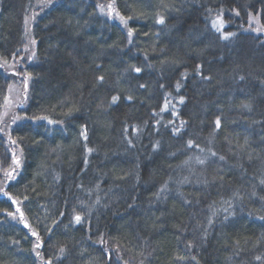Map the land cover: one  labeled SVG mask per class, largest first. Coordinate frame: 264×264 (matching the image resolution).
Here are the masks:
<instances>
[{"label":"trees","instance_id":"obj_1","mask_svg":"<svg viewBox=\"0 0 264 264\" xmlns=\"http://www.w3.org/2000/svg\"><path fill=\"white\" fill-rule=\"evenodd\" d=\"M0 129V264H264V0H0Z\"/></svg>","mask_w":264,"mask_h":264},{"label":"snow or ice","instance_id":"obj_2","mask_svg":"<svg viewBox=\"0 0 264 264\" xmlns=\"http://www.w3.org/2000/svg\"><path fill=\"white\" fill-rule=\"evenodd\" d=\"M98 7H100V9H101L102 12L104 11V6L103 5H98ZM107 8H108V13L107 14H108L109 17H111L112 15L115 14L116 16H119V18H120V20H121L122 23H124L125 25H127V20L123 16H120L119 12H117L115 10L113 4H111V3L108 4L107 5ZM34 18H35L34 17V14H33L32 17L25 16L26 32L30 31V21H31V19H34ZM249 19L250 20L251 19H254V17L252 16L251 13H249ZM158 23H164V19H163L162 16L159 18ZM212 26H213V28L216 29L217 32H221V37L220 38L223 39V40H227L230 37L235 36V33L222 32V29H223V26H224V22H223V20H222V18L220 16H217V18L213 21ZM128 36H129L130 42H131V37H132V30L131 29H129V31H128ZM30 42L33 45H35V43H36L35 40H31ZM25 48H27V45H25ZM33 55H34V53H33ZM29 59H32V57L30 56ZM3 63L4 64H7V60H4ZM200 68H201V65H197V74H199ZM133 71H135L136 73H140L142 71V69L139 68V67H135V68H133ZM103 79H104V77L103 76H100V77L97 78V82H102ZM203 79L210 80L211 77H203ZM239 79L242 81V80L245 79V77L244 76H240ZM27 80H28V76H25V89H27ZM139 87L140 88H144V87H146V85L141 84V85H139ZM161 87H163V85H161ZM177 88H179V84L177 85ZM5 99H6V102H7V98H5ZM118 99H119L118 96H113L112 97V100H111V103H116L118 101ZM127 99L128 100H131L132 97L129 96V97H127ZM183 100H184V98L181 97L180 98V102L183 103ZM167 107H168V105L166 103L165 104V108H167ZM243 107L250 109V104H243ZM163 110L164 109H161V111H163ZM72 111H75V109H70L69 112H67L65 115H69L70 116L71 113H72ZM173 115H176V113L173 112ZM14 119H17V118L14 117ZM45 119H47V118L45 117ZM49 123H53V121L49 120ZM184 124H185V122L184 121H181L180 127L179 128H174V130H173L174 131V134L175 133H178L180 131V129L184 126ZM220 124H221V118L218 117L216 119V121H215L216 128H219L220 127ZM127 130H128V126L126 125L125 126V132H127ZM0 131H3V129H0ZM132 131H133V133H136L137 131H139V129L137 127L133 126L132 127ZM80 135L82 137H84L85 139H87L86 129H83V126H82V131H81ZM9 139H11V137H9ZM12 143H15V141H12ZM128 143H129L130 146L132 145V141L131 140H128ZM158 146H159V144L157 142L156 144L153 145V149L155 150L156 148H158ZM187 146L189 148H191V147H199L198 145H194V142L192 140H188L187 141ZM92 151H93V149L86 148V152H92ZM201 151H203V149H201ZM211 155L212 156H215L216 153L213 152V153H211ZM196 159H197V163H199V164H204L205 163V160L200 159L199 157H197ZM220 159L223 160L224 157H220ZM85 163H87V158L85 159ZM185 163H188V162L185 161ZM13 164L15 165L16 168H19V166H20V161H19V159L15 155L13 157ZM5 176H6L7 180H13V179H15V176L10 171H5ZM137 179H139V177H137ZM167 183H168V181H165L164 185H162L161 188L158 190V192L156 193L157 198L159 197V195L163 191L167 190ZM262 183H264V181H262ZM78 187H79V185H78ZM0 191H2V189H0ZM4 194L7 195V193H4ZM98 202H99V198L97 199V203ZM13 203H15V201H13ZM81 203H83V202H81ZM186 203H187V201H186ZM130 207H131V205H130ZM225 211H227V209ZM63 214L64 213H61V215H63ZM9 215H12V214L9 213ZM74 221L77 224L81 223L82 222V216L80 214H76L74 216ZM211 222L212 221L209 220V223H211ZM53 223H55V221ZM25 227H28V225L26 224ZM32 235L35 236L36 237V240L38 241L36 244H34L33 250L35 251L36 249H39L41 247V244L39 243L40 237H39L38 233H36L35 231L32 232ZM101 243H103V241H101ZM59 251L62 254V253L65 252V248L63 246H61V248H60ZM36 255L37 256H40V253L39 252H36ZM256 259L259 260L260 257H256ZM46 264H52V261L49 259L46 262Z\"/></svg>","mask_w":264,"mask_h":264}]
</instances>
